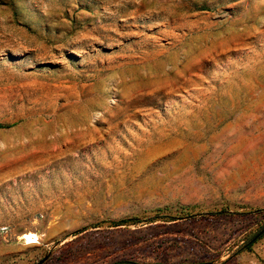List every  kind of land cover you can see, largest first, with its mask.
Returning <instances> with one entry per match:
<instances>
[{
  "label": "rangeland",
  "instance_id": "rangeland-1",
  "mask_svg": "<svg viewBox=\"0 0 264 264\" xmlns=\"http://www.w3.org/2000/svg\"><path fill=\"white\" fill-rule=\"evenodd\" d=\"M0 125V264H264V0H0Z\"/></svg>",
  "mask_w": 264,
  "mask_h": 264
},
{
  "label": "trees",
  "instance_id": "trees-1",
  "mask_svg": "<svg viewBox=\"0 0 264 264\" xmlns=\"http://www.w3.org/2000/svg\"><path fill=\"white\" fill-rule=\"evenodd\" d=\"M2 126L0 125V128ZM258 219L256 226L252 229L248 235L246 236V241L244 245V250L250 251L253 245L258 242L260 239L264 238V209H256L252 213ZM127 221L123 222L122 224L126 223ZM119 224V225H122Z\"/></svg>",
  "mask_w": 264,
  "mask_h": 264
},
{
  "label": "bare ground",
  "instance_id": "bare-ground-1",
  "mask_svg": "<svg viewBox=\"0 0 264 264\" xmlns=\"http://www.w3.org/2000/svg\"><path fill=\"white\" fill-rule=\"evenodd\" d=\"M24 238H31L32 239V238H35V237L32 236V235L31 236L29 235V236H25Z\"/></svg>",
  "mask_w": 264,
  "mask_h": 264
}]
</instances>
